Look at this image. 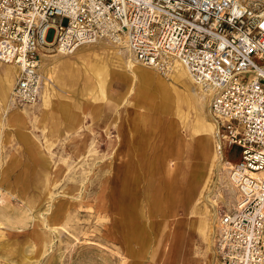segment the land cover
<instances>
[{
	"label": "rangeland",
	"instance_id": "obj_1",
	"mask_svg": "<svg viewBox=\"0 0 264 264\" xmlns=\"http://www.w3.org/2000/svg\"><path fill=\"white\" fill-rule=\"evenodd\" d=\"M260 2L264 5V0ZM103 42L107 41L89 45L100 49ZM84 45L88 44L80 47ZM57 53L44 49L40 66L46 56ZM110 57L105 56L113 72L105 77L103 84L92 79L91 88L86 89L87 84L79 77L67 86L65 82L64 89L49 82L55 87L53 100L57 105L66 103L71 117L57 136H52L50 148L46 145L47 130L41 114V95L46 81L41 69L44 81L40 100L35 105L17 106L28 108L24 119L11 115V110L5 111L0 103V181L3 180L0 183V264H176L169 258L165 234L181 231L185 232L184 243H187L186 259L181 260H186L185 264H213V242L209 240V245L207 238L198 235L197 225L205 217L211 231L216 212L231 211L235 207L238 191L230 190L228 168L237 161L239 151L229 148L215 133L217 157L214 160L208 157L202 168L206 187L201 199L194 201V196L193 201L175 207L172 205L175 186L170 194L162 188L161 198L158 197L157 169H162L166 183L177 166L184 172L183 176H188L193 167L199 169L195 166L201 161L192 154L198 141L190 129L194 114L191 112L188 120L174 115V111L164 115L154 110L152 106L158 101V93L152 88H145L147 95H139L138 99L134 93L123 96L127 89L123 78L126 75L112 64ZM74 60L81 65L80 60ZM6 68L0 62V76ZM144 87L148 86L144 84ZM109 95L121 101L118 106L122 104L114 105L113 109L107 107ZM140 112L145 116L153 114L155 117L147 124L153 122L154 126L148 132L142 154L145 167L134 165L131 184L122 200L120 188L128 160L127 149L130 140L136 142L132 125ZM207 116L212 121L208 111ZM109 118L112 122L104 134L102 124ZM160 149L170 155L166 167L158 161ZM10 188L15 190L14 194ZM155 195L160 199L156 208L151 204ZM119 209H124L125 216L119 215ZM123 218L130 234L135 227L144 229L145 242L126 239L127 231L117 223ZM162 221L171 224L163 227Z\"/></svg>",
	"mask_w": 264,
	"mask_h": 264
},
{
	"label": "built area",
	"instance_id": "obj_2",
	"mask_svg": "<svg viewBox=\"0 0 264 264\" xmlns=\"http://www.w3.org/2000/svg\"><path fill=\"white\" fill-rule=\"evenodd\" d=\"M107 40L166 74L185 66L208 93L216 135L239 157L238 191L216 212L213 264H264V5L256 0H0V62L19 105L40 100L41 52ZM88 41V42H87ZM87 42V43H86ZM81 44V45H80Z\"/></svg>",
	"mask_w": 264,
	"mask_h": 264
},
{
	"label": "bare ground",
	"instance_id": "obj_3",
	"mask_svg": "<svg viewBox=\"0 0 264 264\" xmlns=\"http://www.w3.org/2000/svg\"><path fill=\"white\" fill-rule=\"evenodd\" d=\"M256 1H260V0H256ZM105 41H107V40H105ZM91 43H93V42H91ZM91 43H88V45H84L82 47L79 46L80 50H78L77 48H79V47H77L76 49L78 51L75 52V50H76L75 49L73 51L74 53L71 52V54H61V53H57L55 55H49L48 54L49 56H46L47 57L46 60L43 61L41 66H40L41 71L46 76V78H45L46 81H48V82H46V81L44 82V89L42 90L41 102H40L42 107H43V109L41 110V114H43V118H42L43 119V127L47 130V135H46L47 148H50L53 144L52 136L55 134H58V132L61 131L60 128L62 127V125L68 123L66 121H70L69 119L71 118L69 115V108H67L66 103L61 102L62 104L59 103V105H57L55 103V101L53 100V98L55 96L53 89L55 87L50 85L49 82L55 83L56 85H59L61 88H64L63 85L65 82L67 83L66 84V86H67L72 81H76L80 77L87 84V86H85L86 89H87V87L91 88V85L89 83L91 82L92 79H94V82H99V85H100V83L103 84L105 77L107 75H109V73L113 72V70L111 69L109 63L106 61V58H105V56H107V55L111 56L110 58H112V61H113L112 64H114L118 68H121L122 72H124V75L127 76V77L126 76L123 77L127 83V89H125L126 91L123 94V96H127L129 93H134L135 96L137 95L135 97V99L136 98L138 99L139 95H140V97L143 95H145V96L147 95L148 89L146 90L145 88H152L151 90L158 93V95H157L158 101H156L157 103L154 106H152L154 110L159 111L160 113H162L164 115H167V114L171 113L172 111H174V115H177L179 117L183 116L184 119L188 118V115L191 112H193L194 122L190 125V129L193 132V135L197 136L198 141L192 150V154L194 155V157H197L199 159V161H201L195 166V167H198L199 169L193 167L190 171H188V176H183L184 172L179 171L178 166H177L176 168L173 169V173L169 174L168 183L165 182V179H164L165 176L161 175L162 169H157L159 179L157 181L158 190L156 191V195L158 197H160L162 188L167 189L166 190L168 192L167 194H170L169 191H171L173 189V187L175 186L176 192L174 191L175 192L174 193L175 195L173 198L174 202L172 203V205H174L175 207H177L178 205L179 206L183 205L184 202H186V201L187 202H189L190 200L193 201L194 196L196 197L194 201L200 200L201 196H202V191L206 187V182L204 183L205 174L202 171V168H203L205 162L207 161L208 157L212 158L213 160H214V158L216 159L217 148H218L217 143H216L217 146L214 145V142H215V135L214 134L216 133V125H215L214 120L212 119V117L209 114V110L206 109L208 106V100H209L208 93L203 91L201 89V87H199L191 79V77H190L189 73L187 72L185 66L179 62L174 64V66L170 70V72H168L166 74H161V73L155 71L154 69H152L150 67L143 66L140 63H138L124 46H121L118 44H113V43L107 41V42H103V45L100 46V49H96V48H94L95 47L94 45H89ZM82 44H85V42ZM47 45L48 46L46 47V50L50 51L51 50L50 44L48 43ZM97 46H98V44H97ZM74 59L80 60L81 65L79 66ZM4 64L6 65L7 68L4 70L2 69V75L0 76V100H1L0 103L3 105V108L5 111L8 112V110H11V112H10L11 115L15 114L16 118L24 119L25 114H27L29 111L28 108H20L17 106L22 107V106H28V105H19L13 96V88H14L16 81H17L18 68L14 64H9V63H4ZM2 68H4V67H2ZM113 74H111V75H113ZM119 75H117V76H119ZM15 76H16V78H15ZM128 78H130V80H128ZM14 79H15V82H14ZM107 80H108V78H107ZM136 83L138 84L137 89L135 88ZM75 84H76V82H75ZM133 84H135L134 87H133ZM144 84L147 85L148 87H144ZM97 85H96V87H97ZM122 98L124 99V97H122ZM107 100H108V102H107L106 106L110 107L112 109L114 108V105L117 104V106H118V103L121 102V101H118L117 98H114L113 95L112 96L109 95ZM31 105H33V104H31ZM34 105H35V103H34ZM79 106H81V105H79ZM30 108H31V106H30ZM183 109H187V112H185ZM207 111H208V115H209L210 119L213 122L209 120V118L207 116ZM143 113H141V112L138 113L139 116L135 118L134 124L132 125V130H133L136 142H134L135 140L134 141L130 140L129 141L130 145H129V148L127 149L128 160L125 164L126 171H124L123 183L121 184V188H120L121 193H122L121 194L122 200L125 199V197L123 195L125 193L127 194V191L129 188L128 185H129L130 181L132 180L130 178V176H131L132 171L134 169V165L138 164V165H140V167L142 169H144V167H145V164H144L143 159H142V154H143L145 146H146L145 143H146V138L148 137V132H149V130L150 131L153 130V126H154L153 122L147 124V121L149 122V119L152 121V119L155 116L153 114L151 116H145ZM155 115H156V113H155ZM76 116H77V114H76ZM188 120H189V118H188ZM111 122H112V120H111V118H109L106 122H104L102 124V126H103L102 130H103L104 134H107L108 125L111 124ZM184 122H186V121H184ZM22 135H24V134H22ZM55 136H57V135H55ZM20 138L22 140V136H20ZM213 145H214L215 149H212ZM166 151H165V149H160V156L158 157V161L165 167L168 164V157H170V155L169 156L166 155ZM219 154H221V153H219ZM202 162H204V163H202ZM227 166H228V164H227ZM230 167H231V164H229V168ZM46 168H48V167H46ZM229 168H228V170H229ZM171 176L173 178H171ZM2 181H0V183ZM229 182H230L229 184L232 188L230 190L235 191L236 190L235 185L230 181V178H229ZM199 186L202 188H201L200 192L198 193L197 190L199 189ZM10 191L12 194L15 193L14 189L10 188ZM129 194L130 193H128V195ZM167 194H166V196H167ZM157 196L154 197L152 202H151V204L153 206H155V208L157 206V202L160 200ZM112 198H115V196H113ZM168 198H169V195H168ZM234 198H235V200H237L238 194H235ZM164 199H165V197H164ZM134 201H135V199H134ZM235 205H236V203H235ZM133 206H134V204H133ZM203 212H204V210H203ZM119 213H120L119 214L120 216L121 215L125 216L124 209H119ZM206 213H205V216H206ZM211 216H212V214H211ZM214 218L216 219V214H215V217L213 216V219H212L214 225L212 226L213 228L210 231L211 234L210 235L207 234L209 236V240H212V242H213L214 233H215L214 232L215 231V220H214ZM207 220L204 217L201 219L200 222H198L197 226L200 227V231H202L203 228H205V227L209 228L208 227L209 223ZM117 223H118L120 228L124 229L123 231H125V230L127 231L126 239L138 240L140 242V244L142 242L146 241V239L144 238V235H143V232H144L143 228L139 229L138 227H135V229H133L132 233L130 234L129 227L125 223L124 218L121 219L120 222H117ZM128 224H130V223H128ZM170 224L171 223H169L167 221L161 222V225H163V227H169ZM150 225L153 226V222L150 223ZM211 225H212V221H211ZM165 235H166L165 236V239H166L165 245H167V242H169L171 234L169 232H167Z\"/></svg>",
	"mask_w": 264,
	"mask_h": 264
},
{
	"label": "crops",
	"instance_id": "obj_4",
	"mask_svg": "<svg viewBox=\"0 0 264 264\" xmlns=\"http://www.w3.org/2000/svg\"><path fill=\"white\" fill-rule=\"evenodd\" d=\"M43 58V57H42ZM16 78V76H15ZM14 82H15V79H14ZM209 227V226H208ZM198 232V235L202 238V239H205L207 238V243L209 245L210 242H209V236L207 234H211L210 233V228H203L202 231L200 230H197ZM205 232V233H204ZM206 234V235H205ZM176 238V239H175ZM184 238H185V232L181 231V232H176L175 234H172L170 236V239H169V243L168 245L170 246V250H169V246H168V249L167 251H169L170 255H169V258L172 259V261H174L173 263L176 262V264H185L186 263V260H181V259H186V255H185V252H186V244L187 243H184ZM182 240V241H181ZM184 244V247H183V244ZM175 243V244H174ZM175 246V247H174ZM178 246V247H177ZM211 251V250H210ZM213 253V252H212Z\"/></svg>",
	"mask_w": 264,
	"mask_h": 264
}]
</instances>
